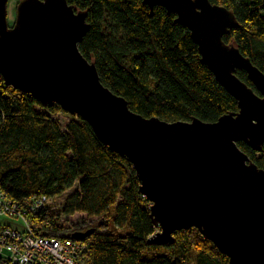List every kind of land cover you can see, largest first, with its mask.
I'll use <instances>...</instances> for the list:
<instances>
[{
	"label": "trees",
	"instance_id": "trees-1",
	"mask_svg": "<svg viewBox=\"0 0 264 264\" xmlns=\"http://www.w3.org/2000/svg\"><path fill=\"white\" fill-rule=\"evenodd\" d=\"M67 1L88 13L90 30L80 52L96 64L103 85L136 114L170 123L194 118L215 123L239 112L238 101L202 63L198 45L175 14L152 10L144 0ZM209 1L232 11L238 21L224 42L237 46L264 73V0ZM236 74L256 90L245 71ZM61 114L70 118L66 126ZM238 146L264 169V146L260 151L244 142ZM140 187L133 165L106 147L89 123L8 86L0 74V192L25 210L31 232L76 241L74 234L94 230L76 241L87 245L88 264H229L195 228L177 232L173 244L150 245L159 228ZM64 193L69 195L61 213L53 214L48 205ZM44 197L48 201L33 209ZM61 214L98 220L67 225ZM10 221L0 224V264H11L9 252L1 251L4 229L23 227L20 220Z\"/></svg>",
	"mask_w": 264,
	"mask_h": 264
},
{
	"label": "water",
	"instance_id": "water-1",
	"mask_svg": "<svg viewBox=\"0 0 264 264\" xmlns=\"http://www.w3.org/2000/svg\"><path fill=\"white\" fill-rule=\"evenodd\" d=\"M0 0V74L8 86L43 105H59L90 124L98 139L133 165L140 194L159 231L150 245H168L197 229L229 264H264V169L238 146H264V73L224 37L239 26L235 14L209 0H144L177 16L198 45L202 63L238 101L239 112L215 123L194 118H144L101 82L79 45L88 13L67 0H20L15 24ZM242 70L255 89L237 76ZM94 230L76 233L82 241Z\"/></svg>",
	"mask_w": 264,
	"mask_h": 264
},
{
	"label": "built area",
	"instance_id": "built-area-1",
	"mask_svg": "<svg viewBox=\"0 0 264 264\" xmlns=\"http://www.w3.org/2000/svg\"><path fill=\"white\" fill-rule=\"evenodd\" d=\"M48 200L42 198L33 207L38 209ZM25 210L0 192V216L20 220L21 230L5 228L2 233V248L9 252L11 264H88L85 260L86 246L69 239L38 237L30 231Z\"/></svg>",
	"mask_w": 264,
	"mask_h": 264
},
{
	"label": "rangeland",
	"instance_id": "rangeland-1",
	"mask_svg": "<svg viewBox=\"0 0 264 264\" xmlns=\"http://www.w3.org/2000/svg\"><path fill=\"white\" fill-rule=\"evenodd\" d=\"M20 0H9L8 2V20H9V24L12 27L15 24V20H16V11H17V6ZM59 121L63 124V126H66L69 122H70V118L66 115H59L58 116ZM74 191V189L68 191L69 193H72ZM69 193H64L63 195L57 197L55 200H52L50 202V204L48 205L49 207V211H51L53 214H59L61 213L62 207L64 205V200L68 197ZM121 199H119L118 202H120ZM60 219L63 223L67 224V225H77L78 223H80L82 220H84L85 222H93V221H97V218H91L85 214H77L75 216L72 217H65L62 214L60 215ZM11 219L7 218V217H0V224L1 225H12L13 221H10ZM27 221H29L26 218ZM29 223V222H28ZM80 233V232H79Z\"/></svg>",
	"mask_w": 264,
	"mask_h": 264
}]
</instances>
